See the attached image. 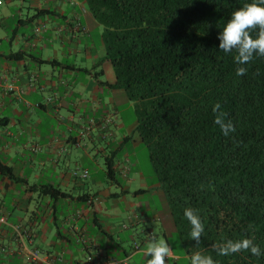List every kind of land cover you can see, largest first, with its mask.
<instances>
[{
    "label": "crops",
    "instance_id": "1",
    "mask_svg": "<svg viewBox=\"0 0 264 264\" xmlns=\"http://www.w3.org/2000/svg\"><path fill=\"white\" fill-rule=\"evenodd\" d=\"M19 1L0 5V264H146L159 238L147 228L151 208L133 212L132 197L148 180L161 188L133 175L129 147L143 142L137 121L123 120L104 28L84 0ZM44 185L68 196L31 189ZM166 264L190 258L172 252Z\"/></svg>",
    "mask_w": 264,
    "mask_h": 264
},
{
    "label": "trees",
    "instance_id": "2",
    "mask_svg": "<svg viewBox=\"0 0 264 264\" xmlns=\"http://www.w3.org/2000/svg\"><path fill=\"white\" fill-rule=\"evenodd\" d=\"M84 1L104 27L113 87L134 104L136 133L149 149L190 264L196 252L217 264H264V57L237 76L235 50H220L218 39L231 14L257 0ZM216 103L235 127L228 136L214 123ZM1 170L14 176L10 167ZM109 176L116 180L113 167ZM31 189L68 196L52 185ZM188 207L205 226L199 245L189 235ZM242 238L253 239L262 255L221 257L213 250Z\"/></svg>",
    "mask_w": 264,
    "mask_h": 264
},
{
    "label": "clouds",
    "instance_id": "3",
    "mask_svg": "<svg viewBox=\"0 0 264 264\" xmlns=\"http://www.w3.org/2000/svg\"><path fill=\"white\" fill-rule=\"evenodd\" d=\"M257 31L255 36L253 31ZM220 41L219 49L225 53L235 50V63L240 65L236 69L237 76H244L248 69L244 67L251 63L255 57H264V0L247 3L242 8L235 10L231 18L223 27L218 36ZM221 104L216 103L212 109L215 113L214 123L219 125L224 136L235 132L231 121L226 122V113L218 111ZM203 187V186H201ZM184 217L191 225L190 238L199 245L205 226L196 210L188 207L184 209ZM213 250L218 256L227 257L236 253L249 251L252 255L260 257L261 248L255 244L253 239L242 238L238 240H227L223 243L214 244ZM173 249L163 238L152 237L147 244L145 255L150 257L146 264H166V258L172 256ZM191 264H217L211 255H204L196 252L191 257Z\"/></svg>",
    "mask_w": 264,
    "mask_h": 264
},
{
    "label": "rangeland",
    "instance_id": "4",
    "mask_svg": "<svg viewBox=\"0 0 264 264\" xmlns=\"http://www.w3.org/2000/svg\"><path fill=\"white\" fill-rule=\"evenodd\" d=\"M83 0H75V2H81ZM19 3V0H16ZM102 26V25H98ZM102 28H104L102 26ZM99 34L98 29H94L93 36L97 37ZM124 97L126 100V104H124V112H123V120H125L126 124L129 125L133 123L136 119L135 115V107L134 104L131 103L127 97L126 92L124 91ZM131 160L136 165L133 175L138 174V178L141 176V173L146 177H156L153 165L150 161V152L148 147L144 143L139 144V148L137 150L129 147ZM132 153V154H131ZM140 172V173H139ZM154 182L148 180L147 190L149 191L139 197L137 200H134L132 197V211L141 214L147 208H151V213L147 216L149 220H147V228L150 229V233L152 235L155 233L158 238H163L161 232H165L167 237L172 245L173 252L176 255L185 256L186 248L182 242L179 231L175 225V221L172 215L171 206L169 203L168 197L162 190H157L156 188H150ZM141 187L134 188L140 189ZM139 200V201H138ZM152 214L156 215V218L152 217ZM144 226L141 227V230ZM165 239V238H163Z\"/></svg>",
    "mask_w": 264,
    "mask_h": 264
},
{
    "label": "built area",
    "instance_id": "5",
    "mask_svg": "<svg viewBox=\"0 0 264 264\" xmlns=\"http://www.w3.org/2000/svg\"><path fill=\"white\" fill-rule=\"evenodd\" d=\"M70 1H72V0H70ZM2 3H3V0H0V5H1ZM10 89L12 90L13 87H11ZM73 174H74L75 176H78V175H79V173H78L77 171L73 172ZM80 176H81L82 178L86 179V178L89 177V173H88V171H83L82 174H81ZM92 261H93V259H92V258H89V263H92Z\"/></svg>",
    "mask_w": 264,
    "mask_h": 264
}]
</instances>
